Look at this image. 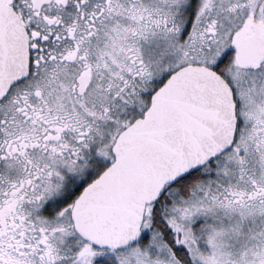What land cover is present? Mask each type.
Here are the masks:
<instances>
[{
	"label": "snow or ice",
	"instance_id": "6c2138e0",
	"mask_svg": "<svg viewBox=\"0 0 264 264\" xmlns=\"http://www.w3.org/2000/svg\"><path fill=\"white\" fill-rule=\"evenodd\" d=\"M0 264H264V0H0Z\"/></svg>",
	"mask_w": 264,
	"mask_h": 264
}]
</instances>
